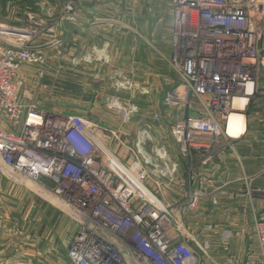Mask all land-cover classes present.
<instances>
[{
    "label": "built area",
    "instance_id": "built-area-1",
    "mask_svg": "<svg viewBox=\"0 0 264 264\" xmlns=\"http://www.w3.org/2000/svg\"><path fill=\"white\" fill-rule=\"evenodd\" d=\"M170 2L168 61L177 78L164 92L162 107L178 114L168 129L178 156L191 159L195 151L206 149L205 164L239 139L229 137L227 124L239 112L235 100L249 102L254 92L247 94V89L257 84L264 2ZM64 5L52 23L21 19L16 13L4 18L0 7V178L30 182L38 188L35 193L56 197L76 229L67 254L73 264H202L204 248L180 213L196 210L211 195L194 190L168 202L163 192L176 184L178 163L168 159L165 147L155 145L145 129L131 145L121 141L129 156L124 160L125 152L122 159L115 158L120 175L108 164L84 118L39 107L31 93H21L19 69L46 61L43 42L34 40L38 34L50 37L47 43L53 50L64 46V25L74 20L77 8L75 0ZM137 111V105L123 106L119 119L126 121ZM162 116L159 111L152 114L153 120ZM133 179L141 184L139 189ZM171 211L179 214L185 233ZM252 224L261 259L251 264H264V209Z\"/></svg>",
    "mask_w": 264,
    "mask_h": 264
},
{
    "label": "crops",
    "instance_id": "crops-1",
    "mask_svg": "<svg viewBox=\"0 0 264 264\" xmlns=\"http://www.w3.org/2000/svg\"><path fill=\"white\" fill-rule=\"evenodd\" d=\"M9 1L0 0V6L7 2L9 4ZM65 1L41 0L40 5L42 8L48 6L54 14L63 9ZM170 1L75 0L77 8L74 20L65 23L61 35L65 48L57 52L50 50L58 54L55 60L59 67L62 60H90L84 66V71L71 73L77 85L71 96L72 115L87 116L89 109L96 108L107 93H112V97L122 104H133L125 99L126 93L111 91L110 85L105 82L106 76L111 73L145 74L141 79L146 83L142 81L144 86L141 87L151 90L153 94L158 89L159 95L153 96L154 100L149 98L151 109H142L144 114L149 113L150 116L144 115L128 126L126 137L130 141L124 138L125 145L136 142L143 129L153 133L152 127L144 122L142 127L139 124L146 117L150 119L159 107L163 110L162 96L176 83L177 76L168 61L172 54ZM12 7V16L20 12L17 7ZM126 9L130 11L128 14ZM122 12L126 15L123 16ZM259 48L262 55L258 63L256 91L245 111L246 128L244 118L235 131V138L246 132L241 138L233 140L231 147L203 164L206 149L195 151L191 159L178 156L169 127L166 129L168 138L165 132H159L157 140L152 138L155 145L165 147L169 160L178 163L176 184L163 192L170 204L186 198L187 193L194 190L204 191L216 198L217 204H213L211 196H204L196 210L181 211L180 215L190 235L198 243H209L213 249L222 243L228 245V249L225 246L216 255L217 261H224L225 264H251L261 259L258 242L253 238L252 224L254 215L264 209V195L254 192V189L264 191V42ZM110 58L115 62L108 66ZM85 92L84 97L82 94ZM168 111L163 112V119H167ZM89 113L92 114V111ZM107 152L109 159L117 158L109 150ZM3 193L1 186L0 194ZM21 205L18 219H22L24 214L28 215L29 211L30 218L20 229L14 218L11 222L6 221L5 209L0 206V264H26L21 259L26 249L39 257L40 264H73L67 259L69 243L76 233L70 218L57 212L52 204L39 199H30ZM224 231L228 233L226 237H222Z\"/></svg>",
    "mask_w": 264,
    "mask_h": 264
},
{
    "label": "rangeland",
    "instance_id": "rangeland-1",
    "mask_svg": "<svg viewBox=\"0 0 264 264\" xmlns=\"http://www.w3.org/2000/svg\"><path fill=\"white\" fill-rule=\"evenodd\" d=\"M124 1V0H122ZM264 2V1H263ZM8 3V2H7ZM3 4L1 7V14L4 18H10L12 16V12L10 11L12 8V5L17 7V10L20 12L18 14V18H24L27 20L28 18L32 17V21L34 22V19L42 18V20H46L48 23H52L54 19L60 14L59 13H51V9L48 6H44L42 8V5H40L41 0H11L9 1V4ZM65 3V2H64ZM16 4V5H14ZM11 5V7H10ZM64 5V4H63ZM65 6V5H64ZM64 8V7H63ZM128 11L126 9V13L128 14ZM37 14L36 16H32V14ZM123 16L126 15L125 12H122ZM28 14L27 16H25ZM264 16V14H263ZM43 20V21H44ZM262 36L261 39L258 42V48L262 42H264V20L262 21ZM17 26H20V24H16ZM34 39L39 44L40 42L44 44V48L47 50L46 54V61L44 64H34V63H25L23 66L19 69V79L21 80L20 85V91L21 93H24V91H27L32 94L33 96V102H35L36 105L39 107H43L45 109H49L55 113H60L67 116H73L75 114H71L72 112V106H71V96L73 93V90L76 88V82L75 78L71 75V73L76 74V70H85L84 66L87 64V62H84L83 60L76 61L74 58L71 59V61H60L61 67L58 66L57 60H55V55H58L57 53L53 54L50 52V50H53L49 43H47L50 39L46 35L45 32L41 31L40 34ZM65 46L62 48H59L60 50L64 49ZM260 49V48H259ZM56 51V50H55ZM57 52V51H56ZM262 53L260 52L259 62L261 60ZM115 62V60H112L111 58L107 61L108 66H110ZM90 64V63H89ZM81 67V68H80ZM80 68V69H79ZM258 76V71H257ZM145 77V74H139L132 72H125L120 73L119 75L115 74H108L105 78V82H107L111 88L112 92L119 93H126L127 95V101L132 102L134 105H137L139 108V111L135 113L134 117H131L130 119L126 121H122L119 119L120 116H118V111L123 109V106H126L125 103H121L120 101H117V98L115 99L112 97V93H107L104 95L102 101L97 103V107L94 109H89V111H92V114L87 112V116H79L84 118L85 122L90 125V130L95 136L99 147L102 149L103 152L107 153L108 150L112 152L115 156H117L119 159H122L123 155L127 154L126 159L128 158L127 149L120 146L121 141L126 138L127 142L130 141L128 136L126 137V132H128V126L130 124H134L138 119L143 118L144 115H149V113L144 114V109H151V100L149 99L151 97L152 100H154V97H157L159 95L158 89H155V93L150 90L149 93H144V91L148 92L146 89H144V83L146 81L144 79H141ZM262 78V75L260 76ZM92 79V77H90ZM86 92L82 95L85 97ZM104 100V101H103ZM117 101V102H116ZM137 102V103H136ZM127 104V103H126ZM132 104V105H133ZM113 107V108H112ZM143 109V110H142ZM165 112L168 111L167 119L161 118L160 120H153V117L151 118H144L142 122H140L139 125H141L143 122L147 124L150 128L152 127V131L150 135L154 139H158L159 135L158 133L165 132V137L168 138V132L167 127H169L170 123L176 119L178 114L175 112V110L171 109H164ZM163 110L159 107L160 114H163ZM173 112V113H172ZM150 116V115H149ZM95 120V121H94ZM245 123H246V115H245ZM246 128V125H245ZM246 130V129H245ZM246 132V131H245ZM244 132V134H245ZM243 134V135H244ZM243 135H241L239 138H241ZM116 136L118 138H116ZM164 137V135H163ZM162 142V140L160 141ZM147 145H151V142L146 143ZM106 148L108 149L106 151ZM124 152V153H123ZM123 155L121 156L120 154ZM2 186V189L4 191L3 194H0V206L1 208L5 209L3 213H6V221H14L17 222V227L20 229L22 225L25 226L26 223H28L30 218V211L28 212V215L24 214L22 219H18V213L21 214L22 211V203H26L27 200L30 199H39L42 202L48 203V205H53L57 212H60L62 214L63 211L60 208V205L56 199V197H53L51 194H49L47 191L43 194L35 193L32 189L37 191V186L35 184H31L30 182L27 183H15L10 179H2L0 178V187ZM31 189V190H30ZM260 193V192H257ZM29 195V196H28ZM12 213H14L12 215ZM172 220L173 217H176V221L178 225H181V230L185 233L184 226L182 225V221L180 219L179 214H176L172 212ZM11 214V215H9ZM66 215V214H65ZM67 216V215H66ZM182 216V214H181ZM183 220V219H182ZM13 221V222H14ZM19 221V222H18ZM181 221V222H180ZM253 222V220H252ZM182 223V224H181ZM188 232V230H187ZM222 237H226L228 235L227 231L222 232ZM254 236V233H253ZM255 238V236L253 237ZM252 238V239H253ZM200 240V239H199ZM257 240V239H255ZM202 244V247L204 248V251L201 253V257H203L202 264H225L224 261L218 262L216 255L220 253V251H223V248L225 249L228 245L225 243H222L217 246L216 249H213V246L209 247V243H200ZM249 244H247L248 246ZM226 246V247H225ZM19 249L22 251V247H19ZM24 252V251H22ZM229 256V255H228ZM21 259L26 262V264H40L38 259L39 257L31 252L30 250L26 249V252L24 254H21ZM68 259V257H67ZM229 260H231V256H229ZM69 261V259H68ZM71 262V261H69ZM72 263V262H71Z\"/></svg>",
    "mask_w": 264,
    "mask_h": 264
},
{
    "label": "bare ground",
    "instance_id": "bare-ground-1",
    "mask_svg": "<svg viewBox=\"0 0 264 264\" xmlns=\"http://www.w3.org/2000/svg\"><path fill=\"white\" fill-rule=\"evenodd\" d=\"M255 91H256V86L254 88L249 87L247 89V94L251 93V92L253 93ZM247 104H248L247 99L246 100L245 99L235 100L234 108H236L239 112L232 113V115L229 118L228 124H227V133L231 139L236 137L235 131L238 128V126L240 125V123L243 121V119L245 118V115L242 113V110H244L246 108ZM245 125H246V123H245ZM108 164H110L114 169H116L118 171V167H117V164L115 162V159H113L112 157H110V159L108 158ZM118 173L121 175L120 171H118ZM133 183H134V187L136 189H139V187H141V184L134 179H133ZM37 191H38V188H37Z\"/></svg>",
    "mask_w": 264,
    "mask_h": 264
}]
</instances>
